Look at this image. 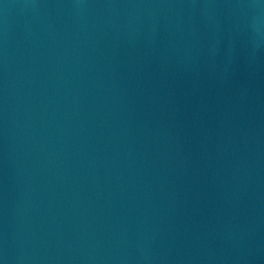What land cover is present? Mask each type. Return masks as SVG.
<instances>
[{"label": "water", "instance_id": "water-1", "mask_svg": "<svg viewBox=\"0 0 264 264\" xmlns=\"http://www.w3.org/2000/svg\"><path fill=\"white\" fill-rule=\"evenodd\" d=\"M0 264H264V0H0Z\"/></svg>", "mask_w": 264, "mask_h": 264}]
</instances>
